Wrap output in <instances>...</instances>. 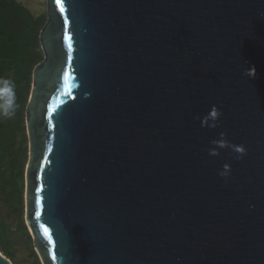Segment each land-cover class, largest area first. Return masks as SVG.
Masks as SVG:
<instances>
[{"label": "water", "instance_id": "95a60500", "mask_svg": "<svg viewBox=\"0 0 264 264\" xmlns=\"http://www.w3.org/2000/svg\"><path fill=\"white\" fill-rule=\"evenodd\" d=\"M45 2L25 113L41 263L264 264V0ZM220 133L242 159L208 155Z\"/></svg>", "mask_w": 264, "mask_h": 264}, {"label": "trees", "instance_id": "16d2710c", "mask_svg": "<svg viewBox=\"0 0 264 264\" xmlns=\"http://www.w3.org/2000/svg\"><path fill=\"white\" fill-rule=\"evenodd\" d=\"M46 21V13L34 16L16 0H0V77L14 81L18 105L13 117L0 115V254L13 264H42L25 222V113L33 71L44 59L39 36Z\"/></svg>", "mask_w": 264, "mask_h": 264}, {"label": "clouds", "instance_id": "9594fccd", "mask_svg": "<svg viewBox=\"0 0 264 264\" xmlns=\"http://www.w3.org/2000/svg\"><path fill=\"white\" fill-rule=\"evenodd\" d=\"M243 75L249 79H254L256 76L255 67H247L244 70ZM18 105L16 103L15 83L7 76L0 77V115L6 118H11L16 114ZM222 111L218 110L215 105L212 106L209 113L201 119V127L216 128L218 127L219 117L222 115ZM225 133H220V138L211 141L212 147L208 150V155L217 156L219 150L228 148L232 152L237 154V159H242L246 154V148L244 145H234L226 138ZM230 165L224 164L219 171L221 177H227L230 174Z\"/></svg>", "mask_w": 264, "mask_h": 264}, {"label": "rangeland", "instance_id": "374dc122", "mask_svg": "<svg viewBox=\"0 0 264 264\" xmlns=\"http://www.w3.org/2000/svg\"><path fill=\"white\" fill-rule=\"evenodd\" d=\"M18 3L22 4L28 8L34 16H39L46 13V2L45 0H16Z\"/></svg>", "mask_w": 264, "mask_h": 264}, {"label": "snow or ice", "instance_id": "6c2138e0", "mask_svg": "<svg viewBox=\"0 0 264 264\" xmlns=\"http://www.w3.org/2000/svg\"><path fill=\"white\" fill-rule=\"evenodd\" d=\"M56 3H57L58 5H60V7H61V11H63L62 0H56Z\"/></svg>", "mask_w": 264, "mask_h": 264}]
</instances>
